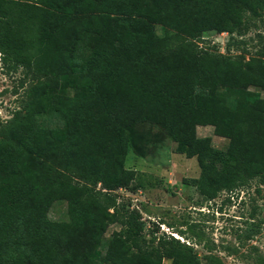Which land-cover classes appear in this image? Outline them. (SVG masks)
<instances>
[{
	"label": "trees",
	"instance_id": "obj_1",
	"mask_svg": "<svg viewBox=\"0 0 264 264\" xmlns=\"http://www.w3.org/2000/svg\"><path fill=\"white\" fill-rule=\"evenodd\" d=\"M246 15L263 22L264 0H0V61L42 83L31 116L0 128V264H202L174 236L147 240L117 191L141 176L124 162L142 125L197 160L198 178L184 183L207 200L264 183V97L249 91H264V60L248 68L200 45L208 32L234 35ZM198 126L226 149L197 138ZM56 200L69 222L48 221Z\"/></svg>",
	"mask_w": 264,
	"mask_h": 264
},
{
	"label": "rangeland",
	"instance_id": "obj_2",
	"mask_svg": "<svg viewBox=\"0 0 264 264\" xmlns=\"http://www.w3.org/2000/svg\"><path fill=\"white\" fill-rule=\"evenodd\" d=\"M158 36L164 34L155 26ZM201 46L228 54L248 68L256 69L264 60V21L245 17L238 32H208ZM214 47V48H213ZM264 79V74L261 76ZM67 85L66 95L73 89ZM42 84L22 68L7 70L0 61V128L13 119L21 122L31 116L35 90ZM249 91L264 97V91ZM38 120L54 125L49 114L37 115ZM197 138H209L215 150L224 151L229 140L214 135L210 126L196 127ZM124 167L140 173L131 188L119 190V201L140 212L147 240L162 234L171 235L193 246L202 264H264V183L259 179L232 192H220L214 200L201 196L186 179L198 178L200 168L195 158L188 159L176 152V144L159 128L142 125L133 131ZM138 182L142 187H138ZM53 223L69 222L67 204L56 200L47 212ZM158 230L156 231V228ZM119 223L108 226L97 251L106 257L108 240L120 231ZM182 232L183 234L179 233ZM163 264H170L165 260Z\"/></svg>",
	"mask_w": 264,
	"mask_h": 264
},
{
	"label": "built area",
	"instance_id": "obj_3",
	"mask_svg": "<svg viewBox=\"0 0 264 264\" xmlns=\"http://www.w3.org/2000/svg\"><path fill=\"white\" fill-rule=\"evenodd\" d=\"M172 235V234H171Z\"/></svg>",
	"mask_w": 264,
	"mask_h": 264
}]
</instances>
